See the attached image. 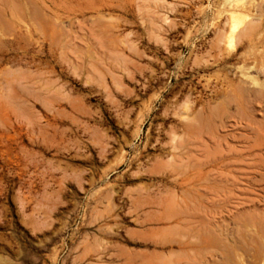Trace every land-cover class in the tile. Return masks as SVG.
<instances>
[{
  "label": "rangeland",
  "instance_id": "374dc122",
  "mask_svg": "<svg viewBox=\"0 0 264 264\" xmlns=\"http://www.w3.org/2000/svg\"><path fill=\"white\" fill-rule=\"evenodd\" d=\"M0 10V264H264V0Z\"/></svg>",
  "mask_w": 264,
  "mask_h": 264
},
{
  "label": "bare ground",
  "instance_id": "6f19581e",
  "mask_svg": "<svg viewBox=\"0 0 264 264\" xmlns=\"http://www.w3.org/2000/svg\"><path fill=\"white\" fill-rule=\"evenodd\" d=\"M101 7H102V6H101ZM0 11H1V10H0ZM3 11H5L4 14H8L7 9H6V10L4 9ZM3 11H2V12H3ZM9 11H10V10H9ZM0 14H1V13H0ZM2 14H3V13H2ZM1 17H2V15H1ZM5 18H6V17H5ZM5 18L2 17L3 21H4ZM2 19H1V20H2ZM91 29H92V28H91ZM263 224H264V223H263ZM239 236L241 237V235H239ZM239 236H238V237H239Z\"/></svg>",
  "mask_w": 264,
  "mask_h": 264
}]
</instances>
